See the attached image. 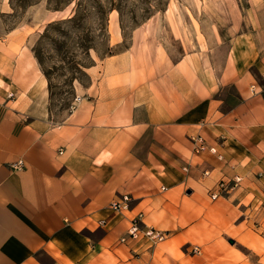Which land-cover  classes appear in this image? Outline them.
Segmentation results:
<instances>
[{"label": "crops", "instance_id": "0c3cea01", "mask_svg": "<svg viewBox=\"0 0 264 264\" xmlns=\"http://www.w3.org/2000/svg\"><path fill=\"white\" fill-rule=\"evenodd\" d=\"M260 2L220 56L197 42L179 57L103 58L60 119L49 109L34 28L0 36V264H250L232 243L248 242L242 201L251 196L254 207L264 197ZM248 36L254 56L240 57ZM196 134L210 145L223 135L224 160L194 154ZM19 159L24 167L10 169ZM234 175L239 187L211 200L207 191ZM124 195L127 207L113 211ZM137 213L167 238L119 243Z\"/></svg>", "mask_w": 264, "mask_h": 264}, {"label": "rangeland", "instance_id": "374dc122", "mask_svg": "<svg viewBox=\"0 0 264 264\" xmlns=\"http://www.w3.org/2000/svg\"><path fill=\"white\" fill-rule=\"evenodd\" d=\"M253 1L10 0L5 8L0 2V36L25 25L34 28L32 49L47 82L49 109L60 119L79 100L81 87L89 84L87 69L105 57L157 52L179 57L196 50L197 42L201 53L222 55L230 39L246 29ZM239 43L240 57L254 56L251 36ZM250 197L242 201L249 205L244 229L248 247L239 237L232 244L250 264H264V197L254 207L246 204ZM250 237L257 244H251Z\"/></svg>", "mask_w": 264, "mask_h": 264}, {"label": "built area", "instance_id": "2783aa9c", "mask_svg": "<svg viewBox=\"0 0 264 264\" xmlns=\"http://www.w3.org/2000/svg\"><path fill=\"white\" fill-rule=\"evenodd\" d=\"M252 92L254 91V87H251ZM201 125H204L202 123ZM192 141V152L196 155L203 153L204 151L209 152L214 155L217 160L223 161L224 158L221 154L220 148L224 143V136H219L215 140L213 145L207 143L206 139L199 134L193 135L190 137ZM24 167V163L21 159L10 164V169L12 170H20ZM186 170V168H183ZM209 171L204 170L202 172V176H208ZM241 182V177L234 176L231 178H221L216 184L207 191V194L211 200H215L219 198L223 193L228 191H232L233 189L239 187ZM129 197L124 195L120 198V200L114 201L110 204V208L113 211L120 212L122 209L127 207L129 202ZM100 226L105 225L104 221L99 222ZM168 236V233L164 230L157 229L152 226L145 225L143 223V214L137 213L130 219V223L126 232L119 237L118 242L122 244H129L133 242L143 241L145 243H149L150 245H156L162 241H164ZM191 252L195 254H200V249L197 246H194L191 249Z\"/></svg>", "mask_w": 264, "mask_h": 264}]
</instances>
